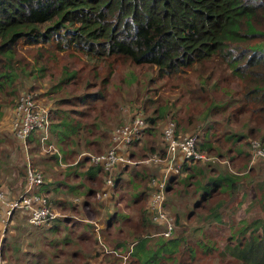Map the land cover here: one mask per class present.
I'll list each match as a JSON object with an SVG mask.
<instances>
[{
	"label": "trees",
	"instance_id": "trees-1",
	"mask_svg": "<svg viewBox=\"0 0 264 264\" xmlns=\"http://www.w3.org/2000/svg\"><path fill=\"white\" fill-rule=\"evenodd\" d=\"M53 37H56L55 42L60 48L70 47L92 56L97 62H104L106 70L105 74L99 76V86L94 85L90 90L83 89L79 94H73L68 84L75 74L74 69H65L49 86V91L55 94L49 107V137L53 146L57 144L60 151L56 147L42 149L36 129L28 132L26 144L35 163L47 168L44 169L45 173L48 169L51 171V176L46 174L43 177L41 174L42 180L36 186L37 191L44 194L51 205L63 209L65 214L31 225L38 228L36 233H41V230L54 232L55 238L45 241L50 246L57 241L61 242L59 221L64 223L68 232L75 228L74 233L69 232L75 239L82 238L87 242L96 239L90 221L95 217L99 225H102V231L105 230L107 234L104 238L102 232V243L114 252L117 249L125 250L126 254L123 255L131 257L128 264H181L174 256L168 263L162 261L164 251H171L180 240V235L163 236L156 233L151 239L138 232L143 225L151 224L146 207L149 182L148 185L145 183L151 167L141 163L136 165L143 169L145 176L134 173L137 176L135 181L141 186L133 190L130 188L125 196L121 184H126V181L122 174L129 172L128 167L133 164L116 165L108 196L96 198L94 191L102 187L104 182L103 167L91 163L86 155L65 163H60L59 159L61 155L63 158L69 153L74 155L84 147L94 146L98 149L94 151H99L109 145L111 119L107 121L105 118L118 114L120 109L118 106L114 108L115 101H112L107 104L103 118L99 113L91 111L93 105L99 102V97H104L101 84L111 69L107 57H119L133 64L152 66L159 77L174 76L180 67L188 68L187 73L196 76L193 94L201 102L205 94H208L207 85L211 77L216 74L212 84L222 89L224 94L219 97L207 95L206 103L196 112L200 127H193L196 135L194 146L206 156L184 158L179 172L167 177L165 192H170L167 198L173 201L175 195L191 193L187 216L216 191L224 192L223 197H218L219 201H230L229 196L239 192L243 187L241 183L251 178V166L246 165L248 171L244 168L249 151L243 147L246 141L243 139L254 134L264 144V0H0V87L9 85L19 75L15 70V60L12 62L14 46L19 40L28 43L48 42ZM33 69L30 67L26 74L29 76ZM92 74L95 75V71ZM90 82L93 81L87 79L83 86L91 85ZM89 103L91 108L88 107ZM101 106L103 108L104 105L101 103ZM215 109L223 113L225 130L221 136L227 139L226 143H221L220 135L213 133L212 113ZM143 117L146 125L141 136L132 142H137L136 145L144 144L149 151L162 154L160 137L154 139L155 133L150 130L157 127L154 124L156 115ZM238 120L241 122L234 127ZM174 123L175 134L181 135L184 129L180 124L178 128L177 121ZM48 139L47 136L44 141ZM131 143L122 148L133 156L136 153L129 146ZM207 152L212 154L209 155L211 157ZM14 156V153L0 147V175H3V171L11 170V164H15ZM236 158L242 160L240 164L236 163ZM256 161L264 165V160ZM229 164L237 168L232 169ZM19 168L17 164V171ZM57 169H62L64 175ZM23 174L21 180L14 182L17 185L15 191L19 192L23 187ZM70 177L75 182L68 184ZM11 184L12 180L9 182ZM0 187L7 189L10 195L13 194L2 177ZM73 193L77 194L74 196L77 199H74ZM241 194L243 192L239 199ZM139 200L142 202L137 204ZM219 201L212 199L206 203L207 210L202 214L204 222L220 219ZM232 210L233 205L228 206V211ZM101 211H105L102 216ZM176 216L174 221L177 220ZM11 217L12 222L15 220L14 226L4 233L1 250L9 258L12 255L18 261L8 236H15L13 229L20 228L21 220L26 219L17 209L13 210ZM242 219L244 217H240ZM135 224L141 228L134 230ZM258 226L259 229H256ZM123 228L131 232L132 239L125 241L124 232L117 234ZM41 237L46 238L44 234ZM228 238L231 241L225 243L223 248L232 260H226L224 264H264V217H253L247 222L235 224ZM50 246H47L49 250ZM43 253L46 258L54 254ZM76 253L77 250L73 249L71 259L80 256Z\"/></svg>",
	"mask_w": 264,
	"mask_h": 264
},
{
	"label": "rangeland",
	"instance_id": "rangeland-1",
	"mask_svg": "<svg viewBox=\"0 0 264 264\" xmlns=\"http://www.w3.org/2000/svg\"><path fill=\"white\" fill-rule=\"evenodd\" d=\"M55 38L56 37H53L52 41L48 42L33 43L24 42L21 39L15 44L12 53V62L15 60V70H17L19 75L15 76L9 85L0 87V147L3 146L5 149H7L8 146L6 145V142L13 141V138L11 139L12 136L9 132L8 125L9 112L21 91L30 88L37 91L49 108L52 105L55 96L53 91H49V86L52 81H54V79L65 69L75 70V74L70 78L68 83L71 86L73 94H79L83 89L90 90L95 87L94 85L99 86V76L105 74L106 70L104 62H97L92 56L70 47L60 48L58 46L59 44H56ZM116 58H106V60H109L111 63V69L108 76L102 80L101 86L104 97H99V102L94 104L93 108L91 109V111L99 113V115L103 118L102 115L105 114V108L107 107V104L115 101L114 108H117L118 106L120 112L105 118L107 121L108 119H111L109 122L111 123L109 129L122 121L123 113L121 112L123 108H139L143 115H156L154 124L156 123L157 127L151 128L150 130L152 133H155L154 139L158 140L160 137L162 142L160 127L162 126L166 117H171L174 122L177 121L178 128L180 129V124L182 126L181 128L184 129V133L193 132V130H195L193 127L198 125L197 123L199 117L196 116V112H199L202 109L204 103H206L208 99L207 95L211 94V96L219 97L220 95L224 94L222 89H218L212 84V80L216 74L211 77L212 80H210L209 84L207 85L208 94H205V99L203 102H201V100L196 97L195 94H193V86L196 84V76H192V74H189V72L187 73L188 68L180 67L174 76L167 75L159 77L156 75L155 68H152V66L149 67L145 64H133L128 62L126 59L119 57ZM30 67H33L34 69L32 72L30 71V75L28 76L26 71ZM93 71H95V75L92 74ZM149 78H151V80ZM87 79H90L93 82H90L89 84L91 85L89 86H83ZM222 85V87H224L225 83L223 82ZM72 101H75V99ZM72 101L70 103H72ZM101 103L104 105L103 108ZM88 107L91 108L92 105L89 103ZM119 114L120 116H118ZM212 117L214 118V126H212L213 133H216L215 135H220L221 143H226L227 139H224L221 136V132L225 130L224 123L222 121L223 113L219 112L218 109H215L212 113ZM240 122L241 120L236 121L234 127H237ZM197 127H200V124ZM49 135L48 128L47 136L49 139L47 141H50ZM250 139L258 140L259 144L264 148V144L260 142L258 137L252 134L247 136L246 139H243L244 141L246 140L245 146L243 147L248 151L250 149ZM48 143H51V141ZM136 144L137 142H132L129 145L136 153L133 154L134 159H139L140 157H143L145 153L147 154L152 152L144 147V144ZM162 145V148L164 149L163 142ZM54 147H56L55 149L59 150V146L57 144ZM41 148L46 150L44 147ZM81 150L94 151L98 149L94 148V146H90V148L84 147L80 149L74 155L69 153L64 158L61 155L62 158L60 157L59 159L60 163L70 162L71 160L75 161L78 157V153ZM140 152H143V154H140ZM27 153L30 164L36 169L40 170L41 174H43V177L46 174L51 176L50 169H48V171L45 173L44 169L46 170L47 168H42L35 163L34 158L30 155L29 148H27ZM14 154V159L16 160L18 156L16 149H14ZM207 154L208 156L212 155L208 152ZM72 155L73 157L71 158ZM250 156L251 154L249 152V157L245 162L244 168L247 170L246 165L251 166L249 168L251 178L248 181L241 183L243 187L237 188V190L240 188L241 190L239 192L232 193L228 198V200H230L228 202H222L223 200L219 201L218 197H223L224 192L222 190L221 193L216 191L215 193H212L209 198L206 199V201H202L197 207H194L193 212L187 216L186 211L191 204V193L186 194V192H181V196L175 195L172 197L175 199L173 201L167 198V195H169L170 192L168 194L165 192V207L173 213L174 217L177 215V220L174 221V227L171 235H180L181 238L171 251H164V258L162 260L164 263L170 262L172 256L175 257V260H179L181 264H224V261L232 260L229 255L224 253L223 247L225 243L231 241V239L228 238V235L235 227V224L239 225L240 222H247L253 217H264V179H262L264 178V165L262 162L260 163L259 161H256L262 160L260 158L250 161ZM236 159H238L236 163L240 164L242 160L239 158ZM18 162H20L19 159ZM137 164L139 163L128 167L129 172L122 174L123 180L126 181V184H121V188L124 191L123 193H125V196L128 195L126 191L130 188L133 190L134 187L138 186L137 188H139L141 186L140 183L135 181L137 176L134 173L140 176L144 173V171L143 169H140L138 166H136ZM259 164H261V166ZM19 166L20 168L18 171H15L17 172V174L15 173L16 181L22 179V168L24 165L21 164ZM147 166L149 168L151 167V173L149 176L155 175V167L150 165ZM230 167L232 169L237 168L236 165H230ZM57 170L62 171V174L64 175L62 169ZM11 174V170L9 172L3 171V175L1 174L0 177L6 180L8 186L10 187L9 190L12 192L13 189H17V185H13V182L15 181L14 178L8 179L12 177ZM144 176L145 175L143 174L141 177ZM62 179L65 182V179ZM143 179L144 178H142L141 181ZM11 180L12 184L9 185ZM57 180H59V177H57ZM74 182L75 181L70 177L68 184ZM148 182L149 178L148 181H145L146 185H148ZM191 187L188 189H191ZM200 190H202V188ZM242 192L243 194H241V199H239V195ZM73 194L74 195L72 196L77 195L76 193ZM212 199H217L221 203H219V206L221 207V213L219 215L220 219L214 218L215 220L211 219L208 222H204L202 214L207 210L208 205H206V203ZM193 200L195 201L194 198ZM141 202L142 200H139L137 204ZM231 205H233V210L228 211V206ZM53 206L60 213H65L63 209H60L54 204ZM104 213L105 211H101L100 216L104 215ZM240 217H244V219L240 220ZM12 219L11 222L6 226L7 230H10L11 226H14L15 220L12 222ZM93 219H95V217ZM20 223V228L13 229L15 236H8L10 247L13 250L14 255L17 256V259L19 258V260L17 261L12 255L11 258H9L8 255L5 254L6 252L1 253V255L5 258V264H34L35 262H38L39 264H128V261L131 258L129 255H123L125 250L117 249L114 252L111 251L107 245L102 243V232L104 238L107 236V234H105V230L102 231L101 229L102 225H99L97 230H94L93 227L96 239L85 242V239H75V237L70 234L74 233L75 228L72 231L70 230L69 233L65 228L66 226L64 223L59 221L58 224L60 228L58 230V234L60 236L59 242H61L58 243L57 241L53 246H50V243L45 241H49L46 239L53 237L55 238L54 232L52 230H41V233H36V230H38L37 227L32 226L25 220H21ZM150 223V225L145 224L146 227L143 225L142 230L140 229L138 232L139 234L149 236L152 239L156 236L158 226L153 224L152 221ZM92 226H94V223ZM133 226L134 230L141 228L139 224H135ZM256 229H259V226ZM115 230L116 229H114V231ZM21 232H23V236H21ZM122 232L125 234V241L132 239L131 232H127L124 228L123 230H119L117 234H121ZM41 234H44L46 238H42ZM65 242L68 243L64 244ZM51 243L53 244V242ZM47 246H50L51 249L49 250ZM1 248L2 244H0V249ZM73 249L77 250L76 255L80 256H77L76 258L73 257L71 259V253L73 252ZM44 251L46 253L54 252V254H52V256L49 258H46L43 253ZM65 252L69 254L67 255ZM54 255L56 257H54ZM235 264L237 263L235 262Z\"/></svg>",
	"mask_w": 264,
	"mask_h": 264
},
{
	"label": "built area",
	"instance_id": "built-area-1",
	"mask_svg": "<svg viewBox=\"0 0 264 264\" xmlns=\"http://www.w3.org/2000/svg\"><path fill=\"white\" fill-rule=\"evenodd\" d=\"M122 113V121L114 125L109 131L108 146L96 152L81 150L77 156L86 155L91 163H98L104 169L103 185L94 191L96 198L108 196L113 185L112 175L116 165L141 163L155 167V175L149 176L146 207L150 220L158 226L156 233L168 236L174 227V215L164 205L166 179L168 176L179 172L184 158H203L206 155L195 148L196 135L194 132L176 135L173 119L166 117L160 129L164 144L163 153L152 151L139 159H134L122 147L141 136L146 121L138 109L126 107L122 109ZM48 124L49 108L44 99L36 94L35 90L21 91L10 109L8 125L12 136L18 141L23 151L24 182L22 189L12 195L7 189L0 187V244L15 209L20 211L30 224H39L44 220L64 214L57 211L48 202L46 196L37 191L36 186L42 180L41 172L30 164L27 153L26 135L31 129L37 130L41 147L49 150L54 149L51 143L44 141L47 137ZM249 145L250 161L256 158L264 160V148L258 140L250 139ZM90 221L94 223V230H97L99 227L97 220L91 219ZM1 253L0 249V264H5V258Z\"/></svg>",
	"mask_w": 264,
	"mask_h": 264
},
{
	"label": "crops",
	"instance_id": "crops-1",
	"mask_svg": "<svg viewBox=\"0 0 264 264\" xmlns=\"http://www.w3.org/2000/svg\"><path fill=\"white\" fill-rule=\"evenodd\" d=\"M184 133V132H183ZM182 133V134H183ZM11 139H12V137H11ZM12 142V143H11ZM18 142L13 138V141H8V142H6V145L8 146V148L6 149V150H8L10 153H14V149H16V151H17V155H18V157L16 158V160L14 159V157H12L13 158V160L15 161V164L14 163H12L11 165V171H12V177L11 178H14L15 179V181H16V178H15V173L17 174V172H15L16 170H17V165L16 164H18V165H23V160H24V155H23V151L21 150V148L18 146V144H17ZM17 144V145H16ZM6 145H5V147H6ZM18 159H19V161L20 162H18ZM14 181V182H15ZM14 182H13V185H14ZM16 182H18V180L16 181ZM14 190V189H13ZM12 190V193H16L17 191H13ZM74 197V196H73ZM65 214V213H64ZM13 217V216H12ZM11 217V218H12ZM11 218H10V220H9V223L11 222ZM8 223V224H9ZM8 231H9V229H8Z\"/></svg>",
	"mask_w": 264,
	"mask_h": 264
}]
</instances>
